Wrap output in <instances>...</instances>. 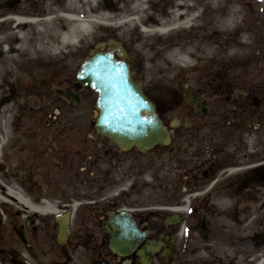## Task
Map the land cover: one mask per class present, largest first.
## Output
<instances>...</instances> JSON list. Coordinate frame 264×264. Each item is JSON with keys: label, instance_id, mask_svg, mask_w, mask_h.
I'll use <instances>...</instances> for the list:
<instances>
[{"label": "rangeland", "instance_id": "374dc122", "mask_svg": "<svg viewBox=\"0 0 264 264\" xmlns=\"http://www.w3.org/2000/svg\"><path fill=\"white\" fill-rule=\"evenodd\" d=\"M160 2L167 12L157 15L149 32H141L136 20L123 23L122 16L109 20L100 0L0 3V264L89 261L86 249L57 245L54 214L30 211L8 197L7 189L21 194L34 206L43 207L45 201L60 215L71 204L81 207L102 203L107 213L128 210L153 230L168 213L153 208H163L176 199L167 193L170 171L166 156H160L151 166L135 153L122 154L111 148L109 158L106 156L109 167L102 165V150L94 142L102 144L104 139L92 130L96 111L93 92L81 91L79 104H68L58 97L59 91L70 87L79 65L97 45L108 40L122 42V38L134 40L137 33L138 43L131 46V52L139 56L145 70H141L142 78L155 77L162 84L196 63L207 85L251 76L254 92L259 88L264 66L252 65L243 57L253 37L257 35L258 39L264 32V0ZM178 2L189 4L184 13L190 26L160 34L158 28L171 27L176 21L173 8ZM2 8L7 11L1 15ZM62 14L95 18L99 23H91L89 33L73 47L53 52L50 46L58 43L68 25ZM16 18L34 22L18 23ZM108 22L118 31L113 38L110 35L114 31L104 29ZM174 51L177 57L172 60ZM231 59L236 63L226 65ZM253 163L248 210L243 214L233 211L235 197L222 192L214 198V214H198V220L207 221L204 225L209 238L185 233L173 260L155 258L152 264H264V131L253 134ZM107 167L108 175L101 176ZM94 214L78 209L71 217L69 230L89 227L90 222L97 221ZM21 232L29 247L20 240ZM110 258L111 264H120Z\"/></svg>", "mask_w": 264, "mask_h": 264}, {"label": "flooded vegetation", "instance_id": "af4514ba", "mask_svg": "<svg viewBox=\"0 0 264 264\" xmlns=\"http://www.w3.org/2000/svg\"><path fill=\"white\" fill-rule=\"evenodd\" d=\"M100 1L109 20L122 16L125 20L142 21V28L146 29L153 24L157 15H164L167 12L162 2L157 3L158 0ZM105 30L114 31L110 35L111 38L118 32L112 27ZM139 36L140 34L136 33L134 40L126 41L122 38V42H119L127 54L124 62L129 66L133 81L141 86L142 92L154 105L169 134V143L165 147H155L146 154H140L136 148L121 152L102 136L100 137L104 142L102 144L94 142V145L102 150V165L107 166L111 148L122 154L135 153L139 159L146 158L145 163L148 162L151 166L160 156H166L170 171L167 193L174 195L176 199L165 207L185 212H168L156 230L147 222L134 215L133 217L138 228L148 232L146 240L151 241L153 238L164 243L153 259L171 261L185 233L201 235V239L204 240L209 238L204 225L207 221L198 220V214L203 212L214 214V198L222 192L226 194L228 192V196L235 197L233 211L243 214L248 210L250 203L248 197L252 195L255 166L253 134L255 131H264V68L262 76L258 79L259 88L256 92L251 76L227 78L216 85H207L200 78L196 63L193 67L184 69L185 72L181 76L164 80L161 84L155 77L146 79L141 76L143 68L139 56L131 52V46L138 43L135 39H139ZM263 37V31L260 32L258 39L257 35L254 36L253 44L243 57L252 65L264 66ZM235 61L236 59H231L225 63L234 65ZM69 86L68 89L59 92L70 90L81 102L83 99L81 91L88 89L80 88L73 81ZM58 97L69 104L59 93ZM108 167L101 176L108 175ZM103 207L102 203H97L78 208L95 213L97 221L90 222L89 227H80L73 232L69 230L64 247L86 249L84 251L89 258L88 264L101 260L110 263V257H114L122 264L123 259L117 258L109 249L110 237L105 233L107 212ZM165 207L155 206L153 211L162 212L167 209ZM128 259L131 264H136L138 256L134 252Z\"/></svg>", "mask_w": 264, "mask_h": 264}, {"label": "water", "instance_id": "95a60500", "mask_svg": "<svg viewBox=\"0 0 264 264\" xmlns=\"http://www.w3.org/2000/svg\"><path fill=\"white\" fill-rule=\"evenodd\" d=\"M99 45L79 66L75 74V84L90 88L97 94L93 129L115 144L120 150L128 151L135 147L146 153L155 146H166L168 133L160 121L151 101L142 93L140 86L132 81L128 65L116 57L123 58V48L119 44H109L106 51ZM63 96L69 102L79 99L69 91ZM69 212L59 222V245L67 235ZM108 225L112 231L110 250L117 256L126 257L132 253L147 235L141 232L131 214L121 211L108 214ZM21 238L24 236L20 234ZM154 248L150 242L137 251L136 264H150ZM129 262L127 261L126 264ZM96 264H108L105 260Z\"/></svg>", "mask_w": 264, "mask_h": 264}, {"label": "bare ground", "instance_id": "6f19581e", "mask_svg": "<svg viewBox=\"0 0 264 264\" xmlns=\"http://www.w3.org/2000/svg\"><path fill=\"white\" fill-rule=\"evenodd\" d=\"M63 18H65L67 20V28L64 32L60 33L59 37H58V43H53L50 46V50L53 52H59L62 51L63 48H67V47H73L74 45H76V43L79 42V40L86 34L89 33L90 28H91V23H99V21H97L95 18H82L80 16H76V15H68V14H62L61 15ZM175 16V15H174ZM176 21L172 22V26L171 27H161L160 29L158 28V32L160 34H166L172 30H176L179 28V26H184V28L189 27V20H178L177 18H175ZM18 23H23V22H34L33 19H23V18H16L15 19ZM46 21H49L50 19L47 18L45 19ZM129 21L124 20L123 23H127ZM177 25V23H179ZM164 25V22H163ZM143 32H149L150 29H146L143 28L142 29ZM182 56V55H181ZM177 57V51L172 52V54L170 55V59H176ZM181 59V57H180ZM7 196L10 198H14L15 200H17L20 204H22L23 206H25L27 209H29L32 212L35 213H41V214H55L58 215L59 211H57L53 206H51L50 204L46 203L45 201H42L43 207L42 206H34L30 203V201L23 197L21 194L7 189ZM0 199H2V197H0ZM77 205H73V208L75 209Z\"/></svg>", "mask_w": 264, "mask_h": 264}]
</instances>
